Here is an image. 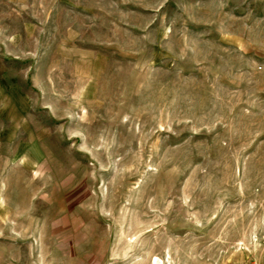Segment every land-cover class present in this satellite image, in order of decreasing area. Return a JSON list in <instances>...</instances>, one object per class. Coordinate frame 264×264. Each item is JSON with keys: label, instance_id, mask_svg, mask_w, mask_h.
I'll use <instances>...</instances> for the list:
<instances>
[{"label": "rangeland", "instance_id": "1", "mask_svg": "<svg viewBox=\"0 0 264 264\" xmlns=\"http://www.w3.org/2000/svg\"><path fill=\"white\" fill-rule=\"evenodd\" d=\"M2 249L264 264V0H0Z\"/></svg>", "mask_w": 264, "mask_h": 264}, {"label": "crops", "instance_id": "2", "mask_svg": "<svg viewBox=\"0 0 264 264\" xmlns=\"http://www.w3.org/2000/svg\"><path fill=\"white\" fill-rule=\"evenodd\" d=\"M14 250H0V264H29L23 263V259L15 255Z\"/></svg>", "mask_w": 264, "mask_h": 264}]
</instances>
